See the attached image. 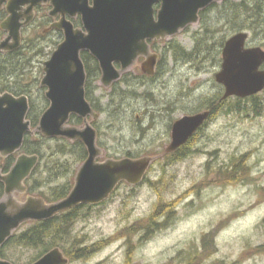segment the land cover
I'll return each instance as SVG.
<instances>
[{
    "label": "rangeland",
    "instance_id": "1",
    "mask_svg": "<svg viewBox=\"0 0 264 264\" xmlns=\"http://www.w3.org/2000/svg\"><path fill=\"white\" fill-rule=\"evenodd\" d=\"M222 5L178 35L154 42L153 52L162 56L154 77L142 73L144 58H140L112 88L97 82L91 96L101 107L94 123L99 160L129 153L156 160L142 184L136 188L122 184L103 205L79 212L73 235L99 247L73 264H264V113L216 115L191 143V147L197 144L192 154L175 162L163 158L173 124L205 111L208 98L224 95L215 80L222 65L221 46L237 32L235 21L229 24L221 19ZM40 32L36 25L25 37L34 40ZM244 32L249 34L248 47L264 49V26ZM62 39L55 37L42 63L49 61ZM39 45L45 43L36 41L32 49ZM193 51L200 59L184 56ZM257 96L264 103V91ZM44 97L34 90L37 104L45 105ZM249 100L242 105L252 109ZM58 144L50 142L42 166L55 165L52 155ZM59 160L69 166L75 159ZM80 165L71 168L77 173ZM42 170L41 178H47L45 167ZM72 175L48 187L68 184ZM26 199L16 195L19 203ZM147 216L164 224L146 234L126 229ZM35 254L25 251L21 256L27 259L22 260L29 261Z\"/></svg>",
    "mask_w": 264,
    "mask_h": 264
},
{
    "label": "water",
    "instance_id": "2",
    "mask_svg": "<svg viewBox=\"0 0 264 264\" xmlns=\"http://www.w3.org/2000/svg\"><path fill=\"white\" fill-rule=\"evenodd\" d=\"M224 0H0V11L7 4L9 17L1 24L7 38L0 43L2 51L12 52L21 47V31L34 20V9L43 4L53 7L50 15L62 19L52 28L64 32L65 40L58 46L50 61L45 63L42 87L46 88L49 108L40 119L37 129L47 139L65 138L80 141L88 158L80 167L75 186L69 196L54 204L40 197L28 196L19 203L16 194L25 195L26 180L39 163L38 156L22 154L9 173L0 170L4 198L0 201V250L14 232L29 222L48 221L60 213L81 205H99L108 200L117 187L125 182L140 185L156 158H124L98 162L101 151L97 146V131L88 117L98 114L86 99V71L81 58L91 54L100 66L102 84L109 88L131 68L139 57H145L143 72L155 73L158 55L150 51L149 41L165 40L178 35L199 22V14L214 3ZM160 5L156 13L155 5ZM81 16L84 30L75 29L67 17ZM25 22H22V21ZM249 34L240 32L229 38L222 51L221 70L216 82L224 88L222 100L246 99L264 91V49L247 47ZM120 65V69H117ZM29 110L26 96L0 95V156L6 158L21 150L31 132L26 120ZM86 121L84 129L67 127L71 116ZM210 117L206 111L185 116L176 121L172 141L166 154L186 145ZM0 264H12L0 258ZM34 264H69L60 248L45 254Z\"/></svg>",
    "mask_w": 264,
    "mask_h": 264
},
{
    "label": "trees",
    "instance_id": "3",
    "mask_svg": "<svg viewBox=\"0 0 264 264\" xmlns=\"http://www.w3.org/2000/svg\"><path fill=\"white\" fill-rule=\"evenodd\" d=\"M221 3L223 4L220 9V16L222 17L221 19L224 21V23L226 21L228 22L229 20V24H233L235 21V28L233 29L235 32H254L256 28L264 26V0H240L238 3L233 2V0H224ZM217 7L218 4H214L209 9L201 12V20H204V15L207 11ZM46 21V23H42L41 27L38 28V30L41 32L36 35V39H25L20 50L14 53L3 54L1 59L3 62L0 66V77L3 78V81L6 83L3 90L17 97L22 95H26L28 97L30 109L27 119L30 121L33 129L38 127L40 117L43 111L47 108L48 102L44 97L45 90L40 87L39 83L33 84V80L31 78L34 76V69L32 68L34 67V64L37 67L38 63H42L40 59L47 55L45 52L46 48H49L51 43H56L55 37H62L60 33H52V31H47L46 29L44 30V28L48 27L50 18H47ZM254 26L256 28H254ZM0 35L1 38L2 35H4L3 32L0 31ZM36 41L43 42L45 45H39L35 49H32V46ZM221 47H224V44H222ZM184 56L192 59L195 56H198V53L196 55L195 51H193L190 52V54H184ZM82 59L85 65L86 73L88 75L86 96L92 104L94 110L98 113H101L100 105L96 103L91 96L95 90L94 83L96 80L100 79L101 76L100 68L97 61L92 58L89 53H83ZM197 59H200V56H198ZM161 61L159 63L158 69L160 68ZM39 67L42 69L41 66ZM30 71L31 74L28 75V72ZM27 81L30 83H27ZM34 90H38V92L43 93L45 105H39L34 101ZM258 98V96L250 98L249 101L254 103L252 109H250L248 105L243 106L242 103L244 101L242 99L232 98L229 99V101H222V98L219 99V97L213 99L208 98L209 102L205 105V110L211 111L210 119L212 120L216 115L221 113H237L240 115L251 111L256 116H259L264 113V103L259 102ZM70 123L74 124V126H81L83 121L79 118H73ZM202 131L203 130L201 129L181 151L165 157V161H179L192 154L197 144L193 145L192 147L190 145L196 140L198 136H201L200 133ZM51 141L52 140H48L41 135H37L36 137L28 135L22 148V153L38 155L40 158L39 165L26 182L28 194L41 196L48 203L58 202L68 196L74 186V179L76 176V172L73 171L71 167L82 164L88 156L85 146L79 141L72 142L73 144H71V142L66 139L53 140L59 141V144L55 146L52 155L55 165L49 164L48 166H42V163L47 156L46 152L44 151L45 149H50L49 144ZM55 156L59 159L60 157L67 158L68 156H71L74 157L75 160L73 163L71 162V164L67 166L65 162L55 159ZM127 157L139 158V156H134L131 153H129ZM15 161L16 155L10 156L6 159H1L0 169L4 173H8L13 167ZM234 164H236V160L234 161ZM237 165L241 166V164ZM44 167L48 172L47 178H41L45 174V171L42 170ZM69 174H73L71 178L73 180L72 182L70 181L68 184L62 186L48 187V184L56 183L62 178H68ZM3 196L4 185L0 184V200L3 198ZM83 208L84 207L73 209L48 221L32 222L25 225L22 229L16 231L6 246L2 248L0 251V256L3 259H9L10 261L18 264H25L26 262H24L22 259L27 258H23L21 256V254L25 251L30 250L31 252L36 253L33 258L29 259V261H34L42 257L53 248L60 247L71 261L87 259L90 254L96 251V249L99 247V244L88 247L84 239L81 240L73 235L74 223L80 215L79 212H82ZM148 219L149 223L146 226V230L150 231L156 225H154L153 222L154 216ZM128 230H131L134 234H136L137 231L135 227H131ZM205 241L207 242L208 240L205 238Z\"/></svg>",
    "mask_w": 264,
    "mask_h": 264
},
{
    "label": "flooded vegetation",
    "instance_id": "4",
    "mask_svg": "<svg viewBox=\"0 0 264 264\" xmlns=\"http://www.w3.org/2000/svg\"><path fill=\"white\" fill-rule=\"evenodd\" d=\"M89 1H90V5H92V4H93V0H89ZM45 9H47V10L49 11V13H50V10H52V8H51L50 6H47V7L42 6V7H37V8L35 9V11H37L38 20H39L40 22H42V23H46V22H47L46 19H47V18H50V22H48L47 31H52V33H53V32H54V33H60L61 36L64 38V32H63V31H53V30L51 29L53 25H55L56 23H59V22L61 21L62 17H61V16H58V17H55V18H54V17H50L49 13H48L46 16H44L43 11H44ZM7 17H8V14H7V12H6L5 9H4V10L0 13V21L2 22V21H4V20H6ZM67 18H68V21H70V22L73 24V26H74L75 29H78V30H84L83 22H82V19H81L80 16L75 17V18H70V17H67ZM5 36H6V34L4 33V37H3V39L5 38ZM3 39H2V40H3ZM2 40H1V41H2ZM152 43H154V42H151V45H152ZM54 52H55V51H54ZM54 52L51 53V57H50V58H52ZM3 54H6V53H1V54H0V66H1V64H2V62H3V61L1 60ZM90 56H91V54H90ZM91 57H92V56H91ZM160 57H161V54H160ZM92 58H93V57H92ZM97 63H98V62H97ZM44 65H45V62L41 64V67H42V69H41L39 66L36 67V65L34 64V67L32 68V69H34V70H33V74H34V76L31 78V79L33 80V84H38V83H39L40 87H42V79H43V77H44ZM98 66H99V64H98ZM30 74H31V71L28 72V75H30ZM36 76H37V77H36ZM40 76H41V80L39 79ZM28 78H29V77H28ZM29 79H30V78H29ZM13 82H14V81H13ZM27 83H30V82L27 81ZM96 84H97V83L95 82L94 85H96ZM5 85H6L5 81H3V78L0 77V94L7 93L6 91L3 90V89L5 88ZM206 124H207V123H205V124L202 126V128H204V127L206 126ZM172 127H173V126H172ZM172 127H171V136H172ZM202 128H201V129H202ZM201 129H200V130H201ZM183 148H185V147H184V146L181 147L180 149H178V151H181ZM185 150H187V149H185ZM178 151H177V152H178ZM160 215H162V214L160 213ZM144 218H145V217H141V218H139V219H136V220L132 223V226L135 227L138 231H144V226H145L146 224L149 223V219H148L147 221H145V222L140 221V220H144ZM163 224H164V223H161L160 220H159V221L157 220V221L154 222V225H157V226H160V225H163ZM153 230H154V229H153ZM7 260H9V259H7ZM9 261H10V260H9ZM36 261H37V260H34V261H24V262H26L25 264H34ZM10 262H12L13 264H18V263H15V262H13V261H10ZM22 263H23V261H22ZM71 264H73V263H71Z\"/></svg>",
    "mask_w": 264,
    "mask_h": 264
},
{
    "label": "bare ground",
    "instance_id": "5",
    "mask_svg": "<svg viewBox=\"0 0 264 264\" xmlns=\"http://www.w3.org/2000/svg\"><path fill=\"white\" fill-rule=\"evenodd\" d=\"M215 107H217V106H215Z\"/></svg>",
    "mask_w": 264,
    "mask_h": 264
}]
</instances>
